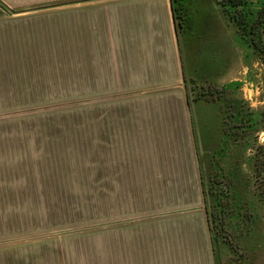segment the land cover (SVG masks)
Segmentation results:
<instances>
[{"label":"crops","instance_id":"0c3cea01","mask_svg":"<svg viewBox=\"0 0 264 264\" xmlns=\"http://www.w3.org/2000/svg\"><path fill=\"white\" fill-rule=\"evenodd\" d=\"M191 33L188 73L170 0H0V264H215L186 77L224 66L206 70ZM64 98L84 101L86 123H32L33 100ZM207 106L195 102L198 116ZM69 140L88 149L104 197L86 235L41 230L30 214L74 193L79 178L48 169Z\"/></svg>","mask_w":264,"mask_h":264},{"label":"rangeland","instance_id":"374dc122","mask_svg":"<svg viewBox=\"0 0 264 264\" xmlns=\"http://www.w3.org/2000/svg\"><path fill=\"white\" fill-rule=\"evenodd\" d=\"M183 1L187 8V36L196 31L197 35L201 34L198 46L194 47L202 56L199 62L209 72L213 66H224L214 78L201 76L197 81L188 75L194 99L197 96L208 105V110L199 116V111L195 112V128L199 133L196 131V145L215 264H264V190L259 188L256 174L259 160L264 159V149L258 148L264 145V131L255 122L264 107V63L213 0ZM263 6L264 0H247L249 22L254 21L256 12ZM179 28L183 37L186 31H182L181 25ZM212 31L221 33L225 40L224 49L218 53L213 51ZM183 46L189 73L191 61L185 39ZM59 95L68 96L70 92ZM82 102L68 98L33 100L32 123L82 125L86 123L87 116L83 115L86 111H75L86 106L80 105ZM79 144L77 147L75 141L69 140L63 148L49 151V174L74 176L79 180L74 184L76 188H63L74 193L65 192L54 202L62 210L30 213L40 223L41 230L86 235L90 225L104 219V197L93 195L96 190L90 187L87 178L88 149L81 141ZM55 160L61 161L56 165L61 170L52 169L50 163ZM90 191L92 196H87ZM65 245V252H85L73 250L69 240Z\"/></svg>","mask_w":264,"mask_h":264},{"label":"trees","instance_id":"16d2710c","mask_svg":"<svg viewBox=\"0 0 264 264\" xmlns=\"http://www.w3.org/2000/svg\"><path fill=\"white\" fill-rule=\"evenodd\" d=\"M222 9L226 19L233 25L239 35L247 39L252 49L264 63V6L256 12L254 21L249 22L247 14V0H213ZM173 20L177 31V25L182 26V31L187 28V8L183 0H170ZM177 20L179 23H177ZM195 102L204 101L195 97ZM205 102V101H204ZM264 131V107L255 121ZM258 148L264 149L263 146ZM259 180V188L264 190V159L259 160L256 167Z\"/></svg>","mask_w":264,"mask_h":264},{"label":"water","instance_id":"95a60500","mask_svg":"<svg viewBox=\"0 0 264 264\" xmlns=\"http://www.w3.org/2000/svg\"><path fill=\"white\" fill-rule=\"evenodd\" d=\"M177 35H178L179 44H180V47H181V50H182V56H183V60H184L183 37H182L181 30L179 28V25H177ZM184 64H185V62H184ZM186 80H187V86H188V90H189V103H190V106L192 108L193 118H194V122L196 124L197 119H196V113H195L196 112L195 111V100H194V97H193L192 88H191L189 80H188V76L186 77ZM195 129H197V127ZM196 131H197V134L199 135L198 129Z\"/></svg>","mask_w":264,"mask_h":264}]
</instances>
